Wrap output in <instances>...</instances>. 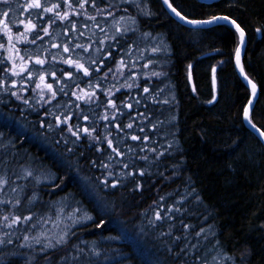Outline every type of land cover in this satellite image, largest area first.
Listing matches in <instances>:
<instances>
[{
  "label": "trees",
  "instance_id": "trees-1",
  "mask_svg": "<svg viewBox=\"0 0 264 264\" xmlns=\"http://www.w3.org/2000/svg\"><path fill=\"white\" fill-rule=\"evenodd\" d=\"M82 2L0 4L20 39L14 58L26 63L13 77L0 50V264H264V147L242 120L250 92L233 64L235 31L185 27L161 0H143L148 16L130 3ZM170 3L189 19L226 16L244 30L242 67L257 86L250 119L264 131V0ZM115 15L134 23L111 33ZM41 80L51 85L43 99L33 93ZM5 216L30 219L8 227ZM55 229L66 243L45 248L60 239ZM185 244L197 248L177 255Z\"/></svg>",
  "mask_w": 264,
  "mask_h": 264
},
{
  "label": "snow or ice",
  "instance_id": "snow-or-ice-1",
  "mask_svg": "<svg viewBox=\"0 0 264 264\" xmlns=\"http://www.w3.org/2000/svg\"><path fill=\"white\" fill-rule=\"evenodd\" d=\"M87 2H88V0H83V2L79 4V7H80L81 9H83V8H84V5H85ZM93 2H94V0H93ZM7 3H8V0H0V4H7ZM164 3L168 6V8L171 9V11H172L173 13H175V15H176L181 21H184V22H186V23H188V24H190V25H194V26L209 25V24L215 23L216 21L224 20V21H226V22H228V23H230V24H232V25L235 26L236 31H237V32L239 33V35H240V45L242 46V45L245 43V41H244V30L240 27L239 24L236 23L235 20H229L228 17H214L212 20H200V21H197V20H190V19H186L185 16L181 15V12L177 11V9H176L175 7H173L172 3H170L169 0H164ZM68 6L71 7V4H69ZM27 7H28V8H41V4L39 3V0H33V2L30 3ZM57 7H59V5H53L52 8H44V11H46V12H52V11H53L55 8H57ZM2 15H3V17H8V16H9V13H8L7 11H5V12H3ZM56 15H57V16H60V14H59L58 12L56 13ZM67 15H68V14L65 13L63 16H60V19H67ZM90 18H91V19H94V17H90ZM5 26H6V25H5ZM32 27H35V26L29 24V26H28V30H31ZM73 27H75V25H73ZM118 31H119V29H118ZM258 31H259V30H258ZM77 46L79 47V45H77ZM84 50L87 51V48H85ZM64 51L67 52V51H69V49L66 47V48L64 49ZM154 51H155V50H154ZM240 52H241V48H240V47H237V48H236V57H237V64H238V65H239ZM37 63H42V61H37ZM69 63H70V61H69ZM78 67L83 68V65H78ZM189 67H191V66H189ZM97 70H99V69H97ZM213 72H215V69H213ZM241 73L243 74V69H241ZM84 74H85V75H88V74H89L87 69H84ZM154 75H159V74H155V73H154ZM41 79H43V78H41ZM244 79L247 81V83H248L249 85H251V88H252V95L255 96V94H256V85H255V84H254V83H253V82H252V81H251L246 75L244 76ZM214 82H215V79H214ZM37 87H39V85H37ZM47 87L49 88V90H51V85H48ZM148 91H149L148 88H145V89H144V92H145V93H147ZM53 95H55V93H53ZM41 98L43 99V97H41ZM78 98H79V97H78ZM213 99H215V97H213ZM24 102H25V103H28L27 100H25ZM163 102H164V103H167L168 101L165 100V101H163ZM210 103H211V101H210ZM252 103H253V101H252V100H249V106H251ZM109 105L115 107V105L112 104V101H109ZM127 107L131 108L132 105L129 104V105H127ZM249 112H250V107L245 109V113H244V118H245V120L249 122V124L251 125V127H252L253 129H255V130L259 133V135H260L261 137H264V131H260V129L256 128V125H255V124H252L251 120L249 119ZM85 119H87V117H85ZM105 119H107V117H105ZM58 122H60V121L58 120ZM62 122H63V123H67V119H65V120L62 121ZM127 127H128V128H132V127H133V124H132V123H129V124L127 125ZM154 127H155V126H154ZM117 128H118V131H122V129H120L119 126H117ZM140 130L143 131V128H141ZM69 131L71 132V134H72L73 136H76L77 139L80 138V137H79V131H80L79 129H77V130L74 131L71 127H69ZM83 132H84L85 134L89 135V136H92V133L89 132V129H88V128H84V129H83ZM93 139H95V137H93ZM105 139L107 140L108 147L112 149V153H114L116 156H120V155H122V153L118 150L119 145H117L116 147H113V141H112L111 139H107V137H105ZM131 139H132V140H141V139L147 140L148 137L145 136V137L142 138V137H140V136L133 135V136L131 137ZM143 150H144V149H141V151H143ZM98 151H102V150H101V149H98ZM129 151H131V149H129ZM111 158H112V157L110 156L109 159L111 160ZM143 159H145V160L147 161L148 157L145 156V157H143ZM104 166H105V167H108V165H104ZM124 167H128V165L125 164ZM111 174H112V173H109V175H111ZM28 175H31V173H29ZM126 175H128V176H133V173L129 172V173H126ZM140 175H144V172H143V171L140 172ZM7 183H8V180L4 179L3 177H0V187H2L3 185H5V184H7ZM112 187H116V184L113 183V184H112ZM13 191H15V189H13ZM161 199L163 200L164 198L161 197ZM4 203H7V201H0V204H4ZM17 203H18V201H17ZM168 212H179V209H178V208H170V209H168ZM169 218H170V217H168L167 215H165L164 217H162L161 214H160V212H157V213H156V220L169 219ZM9 219H10V217L5 216V217H4V221H3V223H6V224H7V222L9 221ZM21 219H23V221H28V220L30 219V217H23V218H21V217H16L15 219H12V220H11V223H10V224H7V226H8V227H12V225L19 223V222L21 221ZM181 226L184 227V228H189V227H191V226H189V225H181ZM204 231H205L204 229H201L200 232H197V233H196V236H197V237L201 236V234H202ZM168 235H170V233H169ZM189 235H190V233H189ZM25 239L27 240L28 237H25ZM176 239H177V240H180V239H182V238H181V237H177ZM8 243H11V241H8ZM64 243H66V239H65L64 236H61L60 239L56 240L55 244H47V245H45V248H49V247L55 248L57 245H62V244H64ZM189 248L195 250V249L197 248V245H195V244H191V245H189V244H185L184 248H182V249L180 250V253H178L177 255H180V254H185V255H187L186 249H189ZM61 259H62L63 264H68V258H67V257H62ZM197 259H199V257H197Z\"/></svg>",
  "mask_w": 264,
  "mask_h": 264
},
{
  "label": "rangeland",
  "instance_id": "rangeland-1",
  "mask_svg": "<svg viewBox=\"0 0 264 264\" xmlns=\"http://www.w3.org/2000/svg\"><path fill=\"white\" fill-rule=\"evenodd\" d=\"M33 2V0H32ZM123 3V2H127V3H130V4H133L134 7L136 8V11H137V15L139 16H143L145 14H147V9H146V6L145 4L143 3V0H116L115 3ZM4 9H2L3 11ZM89 17H94V20H93V26H97L98 24L102 23L101 20H97L96 19V15L97 14H87ZM112 19L113 20H109L108 22V26L110 28V31H112L111 33H115L116 31H118V29H122V30H125L127 28L130 27L131 23H134L132 20L128 19V18H125L123 16H118V15H115V16H112ZM135 21V17L133 19ZM137 21V19H136ZM7 26V25H6ZM5 24H4V21L0 20V30L3 31V33L6 35H4L3 39H2V42H0V50L2 51V53H4L3 55L6 56V60L7 62L9 63L10 62V65H9V75H12L13 77H16L17 75H19L21 72H23L24 70V67L26 65V63L22 62V58H19L18 60H16L14 58V50L16 49V42H19V37H16V36H13V35H10L8 33V31L5 32V30H3V28L5 29L6 28ZM91 30V28L89 29ZM94 36V35H93ZM94 41H97V37L96 35L94 36ZM134 51V50H132ZM131 51V52H132ZM75 65L77 66L78 69H82L80 67H78V65H82L80 61H77L75 60V58H73V60H71V65ZM37 85H39V87H37ZM48 85H50L49 83H47L45 80H41L39 82H37L34 86V89H33V93L37 96V97H45L47 94H49L51 92V90H49V88L47 87ZM86 95L88 97H90L92 95L91 92L89 93H86ZM58 229H55L54 230V237H57V238H60L62 236V234H60L58 231H56ZM197 232H200V231H196L194 234H195V237L197 239H201L203 238L207 232L204 231L201 236L197 237L196 236V233ZM141 235V233L138 231V236ZM53 237V238H54Z\"/></svg>",
  "mask_w": 264,
  "mask_h": 264
},
{
  "label": "water",
  "instance_id": "water-1",
  "mask_svg": "<svg viewBox=\"0 0 264 264\" xmlns=\"http://www.w3.org/2000/svg\"><path fill=\"white\" fill-rule=\"evenodd\" d=\"M199 1H202V2H212V1H215V0H199ZM162 2H163V4H164V7L166 8V10L175 18V19H177L180 23H182V24H184V25H186V26H190V27H201V28H204V27H208V26H210V25H212V24H215V23H226V24H229V25H231L234 29H235V26L234 25H232V24H230V23H228V22H226V21H224V20H219V21H216L215 23H212V24H209V25H201V26H194V25H190V24H188V23H186V22H184V21H181L176 15H175V13H173L172 11H171V9L170 8H168V6L164 3V0H162ZM212 20V19H211ZM229 20H231V19H229ZM235 31H236V29H235ZM237 32V31H236ZM237 34H238V37H239V47L241 48V52H240V57H239V65L237 64V57H236V54H235V56H234V59H233V63H234V68H235V71H236V74L238 75V77L240 78V80L243 82V84L247 87V89L249 90V92H250V96H249V100H252L253 102H254V100H255V98H256V95H257V86H256V94H255V96H253L252 95V88H251V85H249L248 83H247V81L244 79V76L246 75L245 73H244V70H243V74L241 73V69H243V67H242V59H243V55H244V49H245V45H246V38H245V34H244V41H245V43L241 46L240 45V35H239V33L237 32ZM248 77V76H247ZM249 78V77H248ZM250 79V78H249ZM251 80V79H250ZM252 81V80H251ZM253 82V81H252ZM254 83V82H253ZM255 84V83H254ZM249 100H248V102H247V105H246V107H245V109L246 108H249L250 107V110H251V108H252V105H253V103L251 104V106H249ZM245 109H244V113H245ZM244 113H243V122H244V124L250 129V130H252L253 132H254V134L257 136V138L259 139V141L262 143V145L264 146V137H261L260 135H259V133L255 130V129H253L252 127H251V125L249 124V122L248 121H246L245 120V118H244ZM249 119H250V112H249ZM257 128V127H256ZM261 131V130H260Z\"/></svg>",
  "mask_w": 264,
  "mask_h": 264
},
{
  "label": "bare ground",
  "instance_id": "bare-ground-1",
  "mask_svg": "<svg viewBox=\"0 0 264 264\" xmlns=\"http://www.w3.org/2000/svg\"><path fill=\"white\" fill-rule=\"evenodd\" d=\"M98 1H100V2H107V0H98ZM109 2H112V3H115L116 2V0H108ZM199 1V0H198ZM169 2H170V0H169ZM200 2H202V1H200ZM120 3V2H119ZM124 3H127V2H123V4ZM161 4H162V7L164 8V10L172 17V18H174L167 10H166V8L164 7V4H163V2H162V0H161ZM174 7V6H173ZM147 9V12L149 11L148 10V8H146ZM177 11H179L178 9H177ZM180 12V11H179ZM136 13H137V11H136ZM149 13V12H148ZM145 14V15H143V16H148L149 14ZM181 15H183L182 13H181ZM184 16V15H183ZM186 17V16H185ZM218 17H226V16H218ZM229 18V17H228ZM175 19V18H174ZM186 19H189L188 17H186ZM213 19V18H212ZM229 19H231V18H229ZM178 23H180L177 19H175ZM190 20H195V19H190ZM208 20H211V19H208ZM231 20H233V19H231ZM197 21H200V20H197ZM109 22V21H108ZM221 23V22H220ZM181 25H183V26H185V27H190V26H186V25H184V24H182V23H180ZM213 25V24H212ZM227 25H229V24H227ZM211 26V25H210ZM234 31H235V29L231 26V25H229ZM209 27V26H208ZM190 28H201V27H190ZM204 28H206V27H204ZM3 30H5V32L6 31H8V33L11 35V31L9 30V29H7V28H3ZM235 33L237 34V32L235 31ZM245 34V33H244ZM2 35H5L4 33H3V31H1L0 30V36H2ZM13 35V34H12ZM6 36V35H5ZM237 36H238V34H237ZM245 38H246V35H245ZM246 46V45H245ZM237 47H239V37H238V44H237ZM236 47V48H237ZM235 54H236V50H235V52H234V55H233V59H234V56H235ZM234 64V63H233ZM136 100H137V98H136ZM255 101V100H254ZM254 103V102H253ZM247 105V104H246ZM246 107V106H245ZM245 109V108H244ZM250 112H251V110H250ZM243 113H244V110H243ZM243 115V114H242ZM242 120H243V116H242ZM251 120V119H250ZM252 122V121H251ZM244 123V122H243ZM253 124V123H252ZM245 125V124H244ZM246 126V125H245ZM247 127V126H246ZM257 127V126H256ZM248 128V127H247ZM258 128V127H257ZM249 129V128H248ZM258 129H260V128H258ZM250 130V129H249ZM261 130V129H260ZM252 131V130H251ZM262 131V130H261ZM253 132V131H252ZM253 134H254V132H253ZM255 135V134H254ZM256 136V135H255ZM256 138H257V136H256ZM258 139V138H257ZM259 140V139H258ZM261 143V142H260ZM262 144V143H261ZM263 146V145H262ZM264 147V146H263ZM130 237H131V239L132 240H134V242L135 243H137V239H135V237L133 236V235H130Z\"/></svg>",
  "mask_w": 264,
  "mask_h": 264
}]
</instances>
